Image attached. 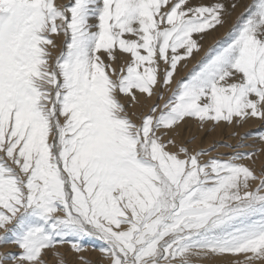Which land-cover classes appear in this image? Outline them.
<instances>
[{
    "label": "snow or ice",
    "instance_id": "1",
    "mask_svg": "<svg viewBox=\"0 0 264 264\" xmlns=\"http://www.w3.org/2000/svg\"><path fill=\"white\" fill-rule=\"evenodd\" d=\"M238 7L0 0V264H92L91 241L103 264H264V148L176 139L264 126V0L175 78Z\"/></svg>",
    "mask_w": 264,
    "mask_h": 264
},
{
    "label": "bare ground",
    "instance_id": "2",
    "mask_svg": "<svg viewBox=\"0 0 264 264\" xmlns=\"http://www.w3.org/2000/svg\"><path fill=\"white\" fill-rule=\"evenodd\" d=\"M58 2L62 3H69L70 0H58ZM231 2V0H229ZM239 4V7L236 9V11L233 13V15L229 18L228 23L223 27L220 28L218 31L212 32L211 35L206 36L202 41H200L202 47L201 51L198 55H196V58L193 60H190L188 63L187 68H178V74L175 77L176 79L183 78L186 76L187 72L193 67V65L196 63V60H198L200 57L204 55V53L211 47L215 46L217 42H220L219 40L226 37V33L228 32L229 28L231 27L232 23L235 22L236 16L239 15L241 12H243L245 8V0H235ZM251 0H246V5L249 4ZM58 49L57 53L58 54ZM167 91H165V96L169 95ZM144 108L143 109H137V111H143L147 109V106L150 105L151 101H144ZM160 103H163L161 101ZM262 128V125L258 121H249L246 124H243L240 127H228L225 125L218 126L216 128H212L210 125L206 126L204 129H200L196 122L190 121L189 123L183 125L181 129H179V135L176 136V139L178 142H187L189 140H194V143L189 145L191 148H203V149H210L213 146V143L215 142H221L224 141L227 145L235 146L238 141L240 140V137L245 136L246 134H249L258 128ZM246 144L251 145V148L242 149V151H251L254 149H261L264 148V142L258 141L256 139V136L252 134V136L244 141ZM224 152L223 157L229 156V153H232V150L230 148L226 149ZM217 152H212L211 155L214 156ZM264 162V155L261 156L260 160L257 161L256 168L257 171L261 168V163ZM99 244L98 241H91L87 243L86 251L83 253V255L92 262V264H103L101 253L98 250H94L97 245ZM14 250V249H9ZM59 253L63 257V259L66 261V264H78V259L75 253H73L70 250V245H64L62 247H59ZM46 264H58L59 257H57L53 253H49L46 257ZM197 264H226V262L221 261L219 259H208L197 262Z\"/></svg>",
    "mask_w": 264,
    "mask_h": 264
},
{
    "label": "rangeland",
    "instance_id": "3",
    "mask_svg": "<svg viewBox=\"0 0 264 264\" xmlns=\"http://www.w3.org/2000/svg\"><path fill=\"white\" fill-rule=\"evenodd\" d=\"M250 3H252V0H251V2ZM249 3V4H250ZM244 5L246 6V0H245V3H244ZM248 5V4H247ZM245 9V8H244ZM244 11V10H243ZM230 29V28H229ZM226 36V35H225ZM226 39V37H224L223 39H221V40H219L220 42H223L224 40ZM185 77V76H184ZM262 131H264V126H262V128L260 127V128H258L257 130H255V131H253L252 132V134L254 135V136H257V134L258 133H260V132H262ZM223 145H227L224 141H221V142H215V143H213V146H215V148H214V150L212 151V152H217L214 156L215 157H222V156H224L223 154H224V152L223 151H225L226 149H228V148H226V147H223ZM213 146L210 148V149H212L213 148ZM230 155H232L231 153H229V156Z\"/></svg>",
    "mask_w": 264,
    "mask_h": 264
}]
</instances>
